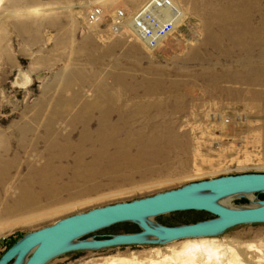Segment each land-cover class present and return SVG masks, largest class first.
I'll use <instances>...</instances> for the list:
<instances>
[{"label":"rangeland","instance_id":"rangeland-1","mask_svg":"<svg viewBox=\"0 0 264 264\" xmlns=\"http://www.w3.org/2000/svg\"><path fill=\"white\" fill-rule=\"evenodd\" d=\"M146 1L0 0V136L5 137L9 147L5 157L17 160L0 185V255L4 252V241L16 240L73 213L152 195L191 181L264 172V88L251 89L225 79L214 90L211 88L214 76L264 73V40L254 37L261 30L254 24L258 25L259 17L264 18L261 11L264 0H257L259 6L249 0L251 5L246 8L251 11L245 27L209 28L204 27L202 16L207 2L213 10L224 1L172 0L182 9L184 18L154 48L145 47L125 28L115 31L110 27L114 10L121 8L130 14ZM93 5H100L105 13L97 24H89L85 19ZM234 13L244 17L238 10ZM160 80L168 87L177 83L175 90L184 99L176 113L171 106L162 107L164 126H159L163 134L159 147L149 146L140 158V149L130 147L129 155L134 157L135 165L122 161L112 166L110 161L101 159L89 169L85 164L91 162V155L83 159V165L76 166L72 153L63 161L53 162L48 179L45 171L40 175L36 172L47 162L45 157L38 156L45 142L39 139L37 149L32 150L31 144L37 137L27 134L25 147L20 148L15 127L23 123L34 126L31 119L37 112L45 121L47 114L63 111L62 117L52 122V137L55 134L62 137L69 130L76 110L85 104L120 108L106 120L117 123L129 115L131 103L147 100L133 92L141 94L144 88ZM204 90L213 91L208 95ZM118 93L120 96L116 97ZM252 94L257 95V100L251 98ZM158 97L161 100L164 95ZM95 115L93 128L99 117L97 112ZM155 115V109L142 113L133 119L134 128L139 129ZM76 127L72 141L78 140L81 130ZM109 151L113 153L115 147ZM53 169L56 170L51 173ZM23 187L35 201L18 208ZM46 193L53 194L51 200H47ZM262 194L228 198L225 203L248 205L261 199ZM212 216L202 210H184L160 214L153 220L174 225ZM125 228L129 232L139 230L132 222H119L84 237L125 232ZM194 240L217 242L224 252L222 264L231 258L229 250L235 251L243 264H264V223L236 225L218 236L184 238L164 244L70 251L46 264H110L112 259H116L113 264H181L173 253ZM200 262L196 264H203Z\"/></svg>","mask_w":264,"mask_h":264},{"label":"water","instance_id":"water-1","mask_svg":"<svg viewBox=\"0 0 264 264\" xmlns=\"http://www.w3.org/2000/svg\"><path fill=\"white\" fill-rule=\"evenodd\" d=\"M257 192L264 193V172L220 175L129 201L96 206L23 234L0 255V264H46L70 251L218 236L236 225L264 223V198L248 205L225 203L228 198ZM184 210H202L213 216L174 225L153 220L160 214ZM119 222H132L139 230L84 237Z\"/></svg>","mask_w":264,"mask_h":264},{"label":"bare ground","instance_id":"bare-ground-1","mask_svg":"<svg viewBox=\"0 0 264 264\" xmlns=\"http://www.w3.org/2000/svg\"><path fill=\"white\" fill-rule=\"evenodd\" d=\"M222 1H224V3L221 6L214 7L213 10L210 9L209 3L207 2L208 6L204 8L203 13H202V16L204 17V22H203L204 27L206 28L214 27V26L226 27L227 25H236L239 27H245L246 25L243 26V24L244 22H246L247 15L251 11V9L246 8V6L249 7V4L251 5V2L247 0L246 3L242 4L241 2H238V1H231V3L229 0H222ZM253 2L256 6L261 5V3H259V1L257 0H253ZM173 4L176 7V9L179 11V17L176 19V23H175V26H176V24L179 23L184 18V13L182 9L178 7L177 4L175 3ZM261 8H263L261 11L264 13V3H263V7L261 6ZM234 10L235 11L238 10L240 14L241 13L244 14V17L243 16L239 17L238 15H236L234 13ZM254 26L261 29V30H258L257 32L258 34L254 32L256 34V36L254 37H257V39L264 40V33H263L264 32V18L259 17L258 25L254 24ZM262 51L264 52V49ZM262 51L260 52L262 53ZM239 75L222 74L217 77L214 76L212 80V84H211L214 87L211 86V88L213 90L214 88H217L216 84L219 83L220 80L223 81L224 79L226 81L228 80V81H234L236 83H239L240 86H242L243 84L247 88H251V89L252 87L253 88L254 87L264 88V73L258 76H254L252 74V75H247V76L242 75L241 77V75L240 76ZM180 84L183 85V83H180ZM175 86H177V83L175 82L169 84V87H168L164 84V80H160V81H155L151 83L148 88H144L146 90L142 92L141 94H138L136 91H134L133 93H135L136 95H142L147 100L131 103L129 109H127L129 112L128 113L129 115L124 118L122 117L121 121L117 123H108L106 120L110 117L111 112H113L114 110L119 111L120 108L119 109H116L115 107L100 108L98 105L85 104L84 106L76 110V114H74L70 120L69 130L62 137H60L58 134H55L52 137L53 133L51 131L53 130V127H54L52 123L53 120L56 118L58 119L61 118L63 111H57L50 115L47 114L45 121L42 120V117H41L42 115L40 116L39 113L37 112L34 116H32V119H31L34 123V126L32 125V127H30L27 124L23 123L15 127L16 131L19 134V139L17 138L16 139L19 140L20 148H24L25 142L27 139L26 138L27 134L29 135L35 134L37 137V140H35V142L31 144L32 150L37 149L39 139L45 142V147L42 151L38 152V156L45 157V159H47L46 160L47 162H45L44 165H42L43 167L40 166V168L36 170V172L38 171L37 173H39V175L42 174L41 172L43 171H45V173H48L54 161H63L67 159L72 153L74 154V158L72 162L76 166L83 165L84 164L83 159L87 155H91V162L89 164H85L86 166H88V168L89 167L91 168L93 164L95 163L98 164L99 160L101 159H106L108 160V162L110 161L112 166L114 165V163L121 164L122 161L125 163L126 161H128L131 164L134 162L132 165H135L137 162L135 163L134 157H130L129 155L130 147L135 145L137 148L140 149L141 151L139 155V158H140L141 154L143 153L142 151H146L149 146H155V147L160 146V142L162 141L163 134L159 126L161 125L164 126L161 122V120L164 118V113L161 112L162 107L171 106L174 113L178 112V110L180 109L181 103L184 98L182 97L180 93H178L175 90ZM245 89L246 88L244 87V90ZM213 90L211 91L204 90V91L206 94L209 95ZM224 91H226L227 94L228 93L230 94L231 92V90H228V91L221 90L220 92L224 93ZM160 95H164V98H162L161 100L158 97ZM119 96H120V93L116 94V97H119ZM152 96H154L153 100H152ZM251 98L253 100H257V95L252 94ZM143 102H145V104H143ZM65 109H70V108H65ZM149 109L150 110L155 109L156 115L146 119V121L144 120L146 123H142L139 129H135L133 125L134 123L133 119L141 116L142 113L149 111ZM96 112L99 114L98 115L99 117H97L98 122L96 123V127L93 128L92 124H93V119H95ZM76 126H80L81 130L79 132L78 140L72 141L71 136L73 132L77 129ZM39 131H41V133H39ZM51 138L52 139L55 138V139L52 140ZM61 140H63L64 142H62ZM0 142H3V144L0 147V185H1L2 182L6 179L7 175L9 174L10 169L15 165L17 160L14 159L15 157L13 159H8L7 157H5L6 153H8L9 151V147L7 143H5L6 140L4 136L3 137L0 136ZM110 147H115V151L113 153L109 151ZM55 170L56 169H53L51 173H54ZM46 175H47L46 178L51 177L49 173ZM128 179H129V176H128ZM72 181H75V179H72ZM19 184L20 183H18V185ZM27 192L28 191L26 187H23L20 192L18 201H17L18 208L20 205L30 206L35 201V198L30 197L29 193L27 194ZM47 194L48 193L45 194V197L47 198V200H51L49 198L53 194L52 193L48 195ZM48 203L50 202L48 201ZM51 203H53V201ZM174 254H175L174 256L175 259L177 261L179 260L180 261L179 263L181 264H196L197 261H201L203 262V264H206V262H209V261H216L222 264L221 257L223 256L224 252L223 251L221 252L219 244L213 240H198V241L194 240L193 242L185 244L178 252L173 253V255ZM229 254L231 258L228 259L226 264H243L238 260V257H237L238 255L235 251L229 250ZM114 262H116V259H112L110 264H113Z\"/></svg>","mask_w":264,"mask_h":264},{"label":"built area","instance_id":"built-area-1","mask_svg":"<svg viewBox=\"0 0 264 264\" xmlns=\"http://www.w3.org/2000/svg\"><path fill=\"white\" fill-rule=\"evenodd\" d=\"M172 0H147L139 9L127 14L116 9L110 15L112 30L123 28L131 32L147 48L158 46L175 28L179 11ZM105 18L100 5H93L86 12V22L97 24Z\"/></svg>","mask_w":264,"mask_h":264},{"label":"trees","instance_id":"trees-1","mask_svg":"<svg viewBox=\"0 0 264 264\" xmlns=\"http://www.w3.org/2000/svg\"><path fill=\"white\" fill-rule=\"evenodd\" d=\"M261 196H262V198H264V194H262ZM190 221H193V222H194L195 220H190ZM187 222H188V221H187ZM166 224H167V223H166ZM125 230H126L125 232H129V231H128V230H129L128 228H125ZM108 235H109V234H102V235H99L98 238H99V237H106V236H108ZM14 241H15V239H11V238H10V240H8L7 242L4 241V245H3V247H4V251H5L10 245H12V243H13Z\"/></svg>","mask_w":264,"mask_h":264}]
</instances>
